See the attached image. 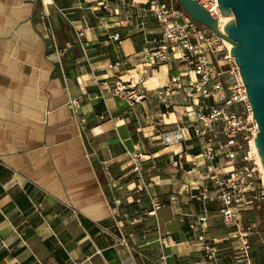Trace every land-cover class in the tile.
<instances>
[{"label": "crops", "instance_id": "crops-1", "mask_svg": "<svg viewBox=\"0 0 264 264\" xmlns=\"http://www.w3.org/2000/svg\"><path fill=\"white\" fill-rule=\"evenodd\" d=\"M147 1L0 0V264H208L186 226L199 209L191 194L202 185L189 175L190 156L200 152L189 102L179 97L164 118L150 99L172 71L148 69L150 98L133 107L109 94L95 98L101 86L146 69L143 50L160 32L143 11ZM102 2L109 12L86 10ZM115 33L120 44L109 39ZM118 58L129 64L109 70ZM73 99L76 117L67 106ZM161 131L180 140L164 145ZM135 147L145 154L151 193L173 200L156 216H144L149 200L132 192L126 151ZM177 155L183 163L173 165ZM115 197L129 217L114 214ZM212 210L209 238L229 263L227 230L213 234L221 219Z\"/></svg>", "mask_w": 264, "mask_h": 264}, {"label": "built area", "instance_id": "built-area-1", "mask_svg": "<svg viewBox=\"0 0 264 264\" xmlns=\"http://www.w3.org/2000/svg\"><path fill=\"white\" fill-rule=\"evenodd\" d=\"M192 1L220 23L222 17L217 0ZM118 3L127 6L125 0H118ZM110 9L106 2L86 8L93 15L109 12ZM143 11L159 25L160 31L159 37L148 40L143 50L147 58L146 69L127 75L114 85L101 86L95 98L105 101V94H109L133 107L150 98L145 85L149 77L148 69L158 65L169 67L172 75L168 83L157 89L150 99L162 107L164 118L174 112L179 97L183 98V102H189L186 110L192 116L190 129L200 145L199 154L190 156L192 168L189 175L202 182L191 194V201L199 209L186 223L189 239L201 245L205 263L257 264L250 254L254 227L244 225L242 211L248 208L251 200L264 204V191H256V169L247 165L237 167L236 164L251 162V148L258 129L238 67L230 56L231 47L208 28L191 21L174 0H148ZM82 35L79 32V36ZM109 39L116 44L121 43L118 33L112 34ZM128 64L127 59L118 58L107 68L114 70ZM78 105L79 102L74 99L67 103L75 117ZM182 107L184 109V105ZM100 118L103 119V116L100 115ZM159 134L164 145H173L180 140L179 136L173 139L165 131ZM126 155L132 165L133 183H136L132 192L147 196L150 211L144 216H156L157 211L167 208L173 200L169 203L160 201L145 184L141 166L146 157L138 147L126 151ZM176 157L173 165L183 163L181 155ZM196 159H200L201 164ZM110 189L118 192L121 187L112 182ZM112 206L116 216L129 217V212L121 209L123 205L119 198L113 199ZM212 207H216L227 230L223 240L235 249L229 263L220 262L216 243L209 238ZM133 220L136 221L135 218ZM156 231L157 238L162 242L158 226Z\"/></svg>", "mask_w": 264, "mask_h": 264}, {"label": "water", "instance_id": "water-1", "mask_svg": "<svg viewBox=\"0 0 264 264\" xmlns=\"http://www.w3.org/2000/svg\"><path fill=\"white\" fill-rule=\"evenodd\" d=\"M194 23L211 30L231 45L258 132L254 145L264 172V0H217L222 30L206 10L192 0H174Z\"/></svg>", "mask_w": 264, "mask_h": 264}, {"label": "rangeland", "instance_id": "rangeland-1", "mask_svg": "<svg viewBox=\"0 0 264 264\" xmlns=\"http://www.w3.org/2000/svg\"><path fill=\"white\" fill-rule=\"evenodd\" d=\"M186 101V100H185ZM188 101L184 102L185 104ZM253 148H251V162L248 163H237L236 166L240 167L243 165H247L250 168L256 169L254 177H255V187L257 192L264 191V178L262 176L260 165L258 164L257 157ZM251 204L248 206L246 210L242 211V217L244 219V225L246 227L253 226L255 234L250 238V245H251V256L255 259L257 264H262L264 261V204H261L259 200H251ZM216 226L214 228L213 234L216 236L220 232L225 234V229L221 223L216 222ZM212 234V235H213ZM231 247L232 254L234 255V248L229 244ZM203 260H206L203 256Z\"/></svg>", "mask_w": 264, "mask_h": 264}, {"label": "bare ground", "instance_id": "bare-ground-1", "mask_svg": "<svg viewBox=\"0 0 264 264\" xmlns=\"http://www.w3.org/2000/svg\"><path fill=\"white\" fill-rule=\"evenodd\" d=\"M228 19H230V18L222 19V20L220 21V23L218 24V26L220 27V28H219L220 30H222L224 23H225L226 21H228ZM228 47H231V45L228 44ZM253 150H254V152L256 153L257 161H258V164L260 165L259 167H260V170H261L262 176H263V178H264V172H263V170H262V167H261L262 165H261V163H260V159H259V157H258V154H257L256 147H255L254 143H253Z\"/></svg>", "mask_w": 264, "mask_h": 264}, {"label": "trees", "instance_id": "trees-1", "mask_svg": "<svg viewBox=\"0 0 264 264\" xmlns=\"http://www.w3.org/2000/svg\"><path fill=\"white\" fill-rule=\"evenodd\" d=\"M166 1V0H165ZM262 264H264V261H263V263Z\"/></svg>", "mask_w": 264, "mask_h": 264}]
</instances>
